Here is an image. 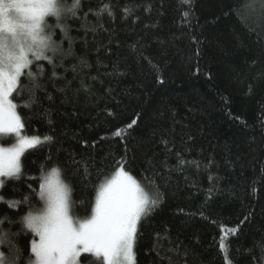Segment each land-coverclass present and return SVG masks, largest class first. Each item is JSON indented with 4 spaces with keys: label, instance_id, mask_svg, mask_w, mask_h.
Returning a JSON list of instances; mask_svg holds the SVG:
<instances>
[{
    "label": "trees",
    "instance_id": "obj_1",
    "mask_svg": "<svg viewBox=\"0 0 264 264\" xmlns=\"http://www.w3.org/2000/svg\"><path fill=\"white\" fill-rule=\"evenodd\" d=\"M100 2L84 0V10ZM103 2L111 4L114 18L104 14L108 31L95 39L81 28L85 21H65L74 55L64 58L68 72L57 71L71 86L46 76L52 101L41 95L43 108L18 109L25 135L53 141L25 152V175L9 181L0 195H29L36 204L27 185L38 190V184L29 177L38 179L50 156L46 167L58 165L73 189V214L86 217L94 207L97 174L103 180L117 161H126L125 170L150 194L158 186L162 195L139 225L137 264H154V243L181 249L171 254L177 264H264V11L249 7L250 0H191L190 7L183 0ZM48 23L55 25V18ZM96 23L89 14L85 27ZM62 37L57 30L56 39ZM63 48H69L67 40ZM81 56L90 65L82 72ZM42 65L50 75L51 67ZM80 78L87 91L80 89ZM81 159L94 161L87 182L74 174L72 161ZM26 211L27 205L9 209L0 203V216L13 221L4 229L20 232ZM30 239V233L16 238L26 256ZM92 260L82 257L83 264Z\"/></svg>",
    "mask_w": 264,
    "mask_h": 264
},
{
    "label": "snow or ice",
    "instance_id": "obj_2",
    "mask_svg": "<svg viewBox=\"0 0 264 264\" xmlns=\"http://www.w3.org/2000/svg\"><path fill=\"white\" fill-rule=\"evenodd\" d=\"M183 3L191 6V0H183ZM257 5L264 11V0H250L248 6L255 10ZM128 12L129 9L125 8V13ZM105 13L114 18L111 4L103 0L96 9L89 7L87 11L84 10V0H71V3L69 0H0V140L12 141L7 146L0 143V190L9 181H19L25 175L22 164L25 152L53 141L51 136L41 138L22 134L24 122L18 109L43 108L41 95L52 101L46 76L47 81L62 80L66 87L71 86V82L57 71L68 72L64 58L74 55L73 38L65 21L77 19L86 24L88 15L92 14L97 23L90 27L81 24V28L91 31L95 39L97 32L108 31L102 20ZM187 15L185 12L184 16ZM49 18H55V25L48 23ZM57 30L63 33L60 40L56 39ZM64 40L69 44L67 50L63 48ZM77 59L80 72L90 67L85 57ZM42 62L51 67L50 75L46 74ZM71 71L76 77L80 76L76 65ZM80 89L88 90L83 78H80ZM56 91L64 93L65 88H57ZM17 99L21 103L18 104ZM49 113L50 109L43 115ZM135 123L133 120L128 127ZM122 131L117 130L115 135L121 136ZM163 143L166 145L167 141ZM50 160L49 156L39 166L38 179L29 177L38 184V190L31 184L27 185L31 194L38 197L36 204L31 202L29 195H24L21 200H6L0 195V203L7 204L9 209L27 205L26 213L19 219L20 232L6 231L4 224L11 226L13 221L0 216V264H81L82 254H90L92 264H137L135 249L139 225L162 203L159 187L155 186L153 194H150L125 170L126 161H117V167L109 177L99 180L97 174L99 182L93 186L95 203L91 214L78 217L72 211L73 189L63 179V170L58 165L50 170L46 167ZM72 163L76 165L74 174L87 182L94 161L81 159ZM144 179L148 180V177ZM148 183L150 186L154 184L151 180ZM232 231L235 234L238 228ZM21 233L31 234L27 256L16 240ZM218 247L224 255L227 245L223 240ZM150 251L156 256L154 264H177L171 254L179 253L181 249L173 246L165 250L154 243ZM187 251L185 248L184 252ZM261 254L264 256V248ZM227 264H232V261L228 259Z\"/></svg>",
    "mask_w": 264,
    "mask_h": 264
},
{
    "label": "rangeland",
    "instance_id": "obj_3",
    "mask_svg": "<svg viewBox=\"0 0 264 264\" xmlns=\"http://www.w3.org/2000/svg\"><path fill=\"white\" fill-rule=\"evenodd\" d=\"M22 134H24L23 131H22ZM24 135H25V134H24ZM11 142H12V141H11L10 139H3V140H0V143H3L5 146L9 145ZM134 178H135V177H134ZM63 179H64V178H63ZM84 255H90V254H82V256H81V264H83V263H82V257H83ZM84 264H85V263H84Z\"/></svg>",
    "mask_w": 264,
    "mask_h": 264
}]
</instances>
